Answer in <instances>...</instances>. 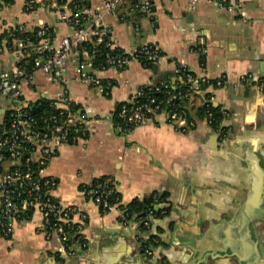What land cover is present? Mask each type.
<instances>
[{"label":"crops","instance_id":"0c3cea01","mask_svg":"<svg viewBox=\"0 0 264 264\" xmlns=\"http://www.w3.org/2000/svg\"><path fill=\"white\" fill-rule=\"evenodd\" d=\"M102 1L81 0L89 8ZM234 1L243 14L217 10L209 1L190 9L189 0H152V19L121 22L106 17L123 49L155 43L164 55L156 69L133 61L123 70L99 71L114 83L108 95L76 80L75 63H68L67 88L73 101L87 109L91 135L60 147L43 172L59 179L58 200L88 213L83 230L88 245L67 255L61 237L47 236L42 216L35 212L17 223L12 238H0V264H264V94L257 85L264 79V0ZM26 8L27 0H0V36L17 25L34 31L39 23L57 37L72 33L50 3ZM0 60V68H7L11 56L0 51ZM181 63L196 74L226 76L224 87L207 93L214 105L234 114L226 135L199 116L204 94H194L185 103L197 121L187 133L162 114L119 132L112 117L115 109L142 85H174ZM248 73L255 79L250 85L241 82ZM36 84L34 90L24 87L28 99L60 90L40 72ZM98 177L115 180L122 207L137 198L167 194L168 202L159 203L170 204L168 214L151 231L159 238L152 256L141 250L133 223L122 224L119 211L102 213L85 198L82 185Z\"/></svg>","mask_w":264,"mask_h":264},{"label":"built area","instance_id":"2783aa9c","mask_svg":"<svg viewBox=\"0 0 264 264\" xmlns=\"http://www.w3.org/2000/svg\"><path fill=\"white\" fill-rule=\"evenodd\" d=\"M201 1L213 2L217 10L243 14L234 0H189V8H196ZM48 3L72 30L70 35L57 37L44 23H39L34 31L17 25L6 29V38L0 43V51L11 56L9 67L0 68V238H12L17 223L38 212L46 235L57 233L62 239V250L74 255L78 248L88 245L83 230L89 215L75 204L58 200L55 192L59 179L43 172L60 147L87 140L91 135L87 109L73 101L67 88L68 63H75L76 80L108 95L114 83L101 78L99 71L123 70L133 61L159 66L164 54L155 43L123 49L105 21L108 16L121 22L134 17L152 19V0H103L95 8L84 6L81 0H27L26 9L47 7ZM134 26L139 28L138 22ZM177 69L178 80L174 85L165 82L142 85L115 109L112 117L119 132L131 131L162 114L170 125L187 133L196 127L197 121L185 103L194 94H204L205 121L226 135L227 122L234 114L221 106L220 114L215 115L211 109L214 104L207 96L210 88L225 86L226 76L196 74L186 63L179 64ZM38 72L60 87L54 96L27 98L24 87L35 89ZM254 81L251 73L241 76L243 84ZM257 85L264 94V79H258ZM156 94L162 97L157 98ZM82 193L102 213L117 210L122 224L133 223L139 232L141 250L147 256L153 255L159 238L151 233L152 228L157 219L168 214L166 208H156L159 201L143 216L130 214L120 205L117 183L109 177L92 179L83 185ZM156 211L161 212L159 217Z\"/></svg>","mask_w":264,"mask_h":264},{"label":"trees","instance_id":"16d2710c","mask_svg":"<svg viewBox=\"0 0 264 264\" xmlns=\"http://www.w3.org/2000/svg\"><path fill=\"white\" fill-rule=\"evenodd\" d=\"M3 1L5 3H7V4H12L14 2V0H3ZM85 4H83V5L85 6ZM129 20H131V19H129ZM30 34H33V33H30ZM5 36L6 35L0 36V43L5 38ZM201 59L204 62L205 55H201ZM142 65L145 66V67H147V68H154V69H156L158 67V66H153V65H146L145 63H142ZM156 96H157V98H161L162 97V95H160V94H156ZM141 99L142 100H145L144 97H142ZM220 107L221 106H216V105H212L211 106V109L215 113V115H219L220 114V112H219ZM205 109H206L205 108V105H202V107L200 108L199 113H198L199 116H203L204 117ZM82 187H83V185H82ZM156 201H159V202H168L167 194H157L156 193V194H152L149 197H145L143 199L137 198L130 205H128L126 207H127V210H128V212L130 214H135L137 216H143V215L146 214L148 208L149 207H152L156 203ZM166 209H167V211L169 210L168 208H166ZM160 215H161V212L160 211H156V216L159 217Z\"/></svg>","mask_w":264,"mask_h":264},{"label":"water","instance_id":"95a60500","mask_svg":"<svg viewBox=\"0 0 264 264\" xmlns=\"http://www.w3.org/2000/svg\"><path fill=\"white\" fill-rule=\"evenodd\" d=\"M231 121H228L227 124H231ZM170 204L169 203H162L156 206L157 209H164V208H169ZM170 264V263H168Z\"/></svg>","mask_w":264,"mask_h":264},{"label":"rangeland","instance_id":"374dc122","mask_svg":"<svg viewBox=\"0 0 264 264\" xmlns=\"http://www.w3.org/2000/svg\"><path fill=\"white\" fill-rule=\"evenodd\" d=\"M2 63H3V62L0 60V65H2ZM231 120H232V119H231ZM231 120H229V121H231ZM126 208H127V207H126Z\"/></svg>","mask_w":264,"mask_h":264},{"label":"flooded vegetation","instance_id":"af4514ba","mask_svg":"<svg viewBox=\"0 0 264 264\" xmlns=\"http://www.w3.org/2000/svg\"><path fill=\"white\" fill-rule=\"evenodd\" d=\"M244 249V248H243ZM254 251H255V247H254V249H253ZM243 252V251H242Z\"/></svg>","mask_w":264,"mask_h":264}]
</instances>
